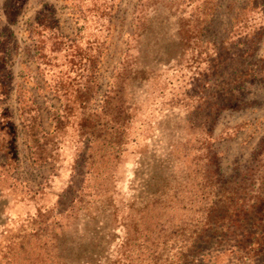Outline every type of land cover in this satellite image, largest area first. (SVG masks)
<instances>
[{
	"label": "rangeland",
	"instance_id": "rangeland-1",
	"mask_svg": "<svg viewBox=\"0 0 264 264\" xmlns=\"http://www.w3.org/2000/svg\"><path fill=\"white\" fill-rule=\"evenodd\" d=\"M125 53L146 79L128 82L132 122L109 163H86L70 131L55 161L33 164L15 113L18 167H0V264H50L56 238L80 253L74 264H115L121 246L132 264H264V0H0V121L21 93L43 105L48 127L50 105L71 96L59 76L78 93L93 80L104 154L117 123L101 105ZM174 192L178 210L154 203ZM153 222L161 234L146 229Z\"/></svg>",
	"mask_w": 264,
	"mask_h": 264
},
{
	"label": "trees",
	"instance_id": "trees-1",
	"mask_svg": "<svg viewBox=\"0 0 264 264\" xmlns=\"http://www.w3.org/2000/svg\"><path fill=\"white\" fill-rule=\"evenodd\" d=\"M10 20V23L12 24L14 21H12V19ZM2 53H4L6 56L5 50L2 51ZM105 54V48L100 50L98 53V55L100 56H104ZM130 62L131 61L129 60L128 53H125L122 60L119 62V66L116 67L114 71L115 73L112 75V85L117 86V88L107 90L104 93L103 104L101 105L103 109L102 113L104 115H108L111 112L115 114L114 118L112 119L113 121H115V124L117 123L115 126L114 138L116 144L114 145V147L108 148L104 154L100 153V149L97 147L98 140L101 136V130H103L105 124L101 123L100 118L102 114H100L99 112L100 107L97 103L94 102L96 98L95 96L97 94L95 95L94 92L95 85L93 83V80H89V82H86L84 84L82 92L78 93L80 92V90L78 87H75L73 80L66 79V81H63L62 76H59V79L57 81L58 90L65 91L64 93L70 94L71 96L65 99V103H63V105H50V108L47 110L49 120L48 127L45 124V120L42 115V111L45 109L42 107L43 105L37 101L31 102V104L25 103L24 99L21 96V93H18L16 98V109L13 110L9 107L4 109L3 113L5 115L2 116V119L0 121V152L2 153L3 160V162H0V167L2 168L1 173H11L12 170L15 171V169L18 167V127L15 122V113L19 114L21 125L26 129L28 148L33 164L39 165L41 163L55 161L57 159L55 155L59 154H57V152L61 148V143H64L62 139L70 131H72L70 135L76 136L75 141L79 143V151L82 152V154L86 157V163L90 164L92 167L97 165L103 157L107 158L106 163H109L108 161L110 160V158H115L117 157V155L120 156L121 154H123V152L125 151L124 146H126L125 144L127 143L125 141V135L127 134V131L130 127V123L132 122V120H130V117L133 108L132 105L127 104L125 98L126 93L128 92V82L130 79H146V68L143 67L137 69L134 75L132 67H130ZM7 72L9 73V70ZM10 88L11 80L10 83L8 82V85H6L4 94H7ZM113 88L115 87L113 86ZM112 92H115L114 98H109L110 93ZM111 99H114L115 103L113 107H111L110 105L108 110L107 104L109 101H111ZM53 153L55 155H53ZM90 172L92 171L89 170V173ZM9 175L13 177V174ZM6 176L8 177V175ZM13 179L16 178L14 177ZM158 186L159 184H157V191H159L160 195L162 196L163 193L160 192ZM144 188L152 192L153 185L150 184ZM80 189L82 188H79L78 190ZM30 191L33 192V189H30ZM41 192H43V190L39 188L33 193ZM174 193H176V197H174L173 194L172 196H168L166 200L162 199L161 196H157L154 203H156V205L158 204L160 208H167L166 210H178V207L176 205V203L178 202L176 200L178 192ZM153 195H155V192L153 193ZM28 200H31V198H29ZM73 201H77L76 205H78L83 202V199L82 197H78V195H74ZM169 202H171V205H169ZM76 205L75 207L71 208V210L76 208ZM67 212L68 211H66V209L60 210V217L66 218L65 215ZM219 214L223 217V213ZM36 216L45 217V213L40 208L38 209ZM155 218L157 217H154L152 221H154ZM44 227H48V225L41 227L42 231L45 230ZM146 229L149 231V233H151V236L155 231L157 232V234H161V230L157 229V225L155 226L154 222L151 227L149 225ZM33 233L35 235L42 234L40 232V229L35 230ZM61 234L65 235V232L61 231ZM53 235L56 237L54 233ZM156 245H158V243L151 242V246L153 248H155ZM121 247L119 249V255L117 256V262L115 261V264H132V255H127L124 257L126 253L125 251H121ZM22 248H26V246H23ZM41 248H43V250L45 251L47 249L45 245ZM49 249L53 251L52 256H49L50 259L48 257L50 264H74L73 258L78 259L77 257L80 256V253L76 254L74 252L72 243H68L67 241H60L59 238H56L55 242L50 245ZM78 250L83 251L84 247L79 246ZM155 252L156 251L154 250V253ZM73 255L77 257H73ZM35 262L37 264H43L46 261L42 257H38ZM88 263L92 264L91 262Z\"/></svg>",
	"mask_w": 264,
	"mask_h": 264
}]
</instances>
